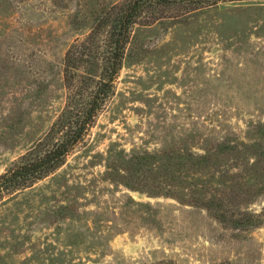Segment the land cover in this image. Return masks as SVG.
<instances>
[{
  "label": "rangeland",
  "instance_id": "rangeland-1",
  "mask_svg": "<svg viewBox=\"0 0 264 264\" xmlns=\"http://www.w3.org/2000/svg\"><path fill=\"white\" fill-rule=\"evenodd\" d=\"M119 1L0 0V176L63 109L68 47ZM164 11L178 18L133 28L132 61L66 164L0 202V264H264V0ZM219 144L230 210L259 227L106 177L120 154Z\"/></svg>",
  "mask_w": 264,
  "mask_h": 264
},
{
  "label": "trees",
  "instance_id": "trees-1",
  "mask_svg": "<svg viewBox=\"0 0 264 264\" xmlns=\"http://www.w3.org/2000/svg\"><path fill=\"white\" fill-rule=\"evenodd\" d=\"M246 1L262 0H121L103 8L89 31L66 50L62 71L64 107L48 131L0 176V202L54 174L86 140L115 94L121 71L132 61L130 46L135 26L178 18L156 17L157 12H171L177 6L184 7L185 14H191L219 4ZM237 148L229 146L227 154ZM225 149V144H219L214 152L205 154L168 150L120 154L117 164L106 166V177L131 192L204 209L233 229L259 227L261 215L249 210L239 209L238 214L230 210L233 191L217 179L224 171L215 161V156L224 155Z\"/></svg>",
  "mask_w": 264,
  "mask_h": 264
}]
</instances>
